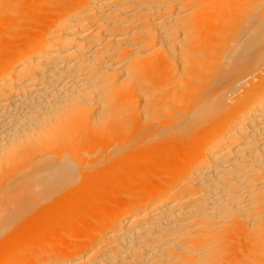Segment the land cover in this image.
<instances>
[{
    "label": "bare ground",
    "instance_id": "bare-ground-1",
    "mask_svg": "<svg viewBox=\"0 0 264 264\" xmlns=\"http://www.w3.org/2000/svg\"><path fill=\"white\" fill-rule=\"evenodd\" d=\"M0 264H264V0H0Z\"/></svg>",
    "mask_w": 264,
    "mask_h": 264
}]
</instances>
